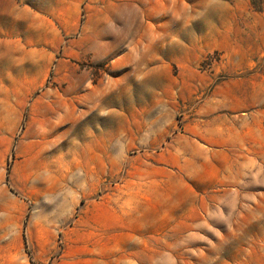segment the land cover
<instances>
[{
    "label": "rangeland",
    "instance_id": "374dc122",
    "mask_svg": "<svg viewBox=\"0 0 264 264\" xmlns=\"http://www.w3.org/2000/svg\"><path fill=\"white\" fill-rule=\"evenodd\" d=\"M0 264H264V0H0Z\"/></svg>",
    "mask_w": 264,
    "mask_h": 264
}]
</instances>
